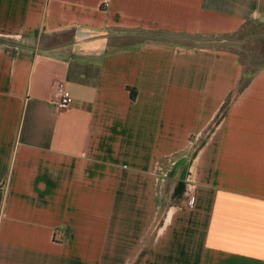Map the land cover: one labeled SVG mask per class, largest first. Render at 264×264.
<instances>
[{
  "label": "crops",
  "instance_id": "0c3cea01",
  "mask_svg": "<svg viewBox=\"0 0 264 264\" xmlns=\"http://www.w3.org/2000/svg\"><path fill=\"white\" fill-rule=\"evenodd\" d=\"M253 21L264 0H0V264H264V66L126 38Z\"/></svg>",
  "mask_w": 264,
  "mask_h": 264
},
{
  "label": "rangeland",
  "instance_id": "374dc122",
  "mask_svg": "<svg viewBox=\"0 0 264 264\" xmlns=\"http://www.w3.org/2000/svg\"><path fill=\"white\" fill-rule=\"evenodd\" d=\"M159 35L158 32L144 30H131L126 34V38L137 41L148 37ZM167 37V36H166ZM175 41L187 44L206 47L210 49H224L238 54L245 73H251L264 66V54H262L264 40V23L249 22L241 30L223 34L217 37L202 38L201 41H192L180 37L174 38Z\"/></svg>",
  "mask_w": 264,
  "mask_h": 264
},
{
  "label": "built area",
  "instance_id": "2783aa9c",
  "mask_svg": "<svg viewBox=\"0 0 264 264\" xmlns=\"http://www.w3.org/2000/svg\"><path fill=\"white\" fill-rule=\"evenodd\" d=\"M55 100L54 105L61 110L71 107L73 103V96L70 90L63 82H56L55 84Z\"/></svg>",
  "mask_w": 264,
  "mask_h": 264
},
{
  "label": "trees",
  "instance_id": "16d2710c",
  "mask_svg": "<svg viewBox=\"0 0 264 264\" xmlns=\"http://www.w3.org/2000/svg\"><path fill=\"white\" fill-rule=\"evenodd\" d=\"M159 33V35H154L153 37L154 38H161V39H168V40H174V38L176 37H180V38H183V39H189V40H192V41H201L202 38H210V37H217L219 35H176V34H171V33H168V32H163V31H157ZM167 36V37H166ZM261 51H262V54H264V40H263V48L261 47ZM255 71H252L251 73L253 74ZM251 73H247V74H251ZM134 96V94H133Z\"/></svg>",
  "mask_w": 264,
  "mask_h": 264
}]
</instances>
